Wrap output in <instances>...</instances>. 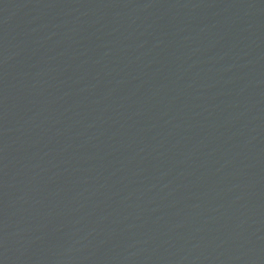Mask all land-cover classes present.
Segmentation results:
<instances>
[{
  "label": "water",
  "instance_id": "obj_1",
  "mask_svg": "<svg viewBox=\"0 0 264 264\" xmlns=\"http://www.w3.org/2000/svg\"><path fill=\"white\" fill-rule=\"evenodd\" d=\"M120 264H264V191Z\"/></svg>",
  "mask_w": 264,
  "mask_h": 264
}]
</instances>
